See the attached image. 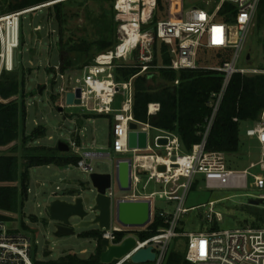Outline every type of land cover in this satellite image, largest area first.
<instances>
[{
  "label": "built area",
  "instance_id": "1",
  "mask_svg": "<svg viewBox=\"0 0 264 264\" xmlns=\"http://www.w3.org/2000/svg\"><path fill=\"white\" fill-rule=\"evenodd\" d=\"M61 1L64 0L56 2ZM260 2L261 0H220L212 11L193 7L185 10L179 18H166L154 22L158 0H115L114 11L117 24L115 45L97 55L93 63L85 67L82 77L69 78L68 74L60 72V67H56L58 76L63 81L60 88L61 101L66 103V93L74 92L77 87H81L80 106L95 115L112 116L113 153L132 160V188L124 192L126 194L123 197L116 198L112 183V186L106 190V195L111 197L112 204L119 200L149 199L152 202V221L157 214L166 224V227L161 228L157 234L140 240L133 233L141 232L145 228L115 225L112 221L110 230L101 231V239H107L112 245H120L127 237L136 239L133 250L122 259L114 260L112 264H136L131 260L132 255L147 247L153 248L156 259L153 262L139 264H164L169 245L178 235V221L181 215L189 210L184 207L187 193L199 178L205 181L209 189H244L249 186L251 175L249 169L259 166L261 173L252 174L254 179L252 184L264 186V111L260 119L246 130L248 136L256 137L262 145L261 159L251 164L250 168L242 171L229 169L224 153L206 149L215 116L233 75L235 73L264 74L262 69L238 68L236 65L248 28ZM226 3L232 4L235 8L234 21L220 16ZM35 9L30 8L0 17L1 69L12 71L15 68L14 60L9 62L5 57L7 30L10 26H17L16 50L19 45L21 16ZM162 45L166 46L171 57L169 65H163L162 62L155 63V52L157 51L160 56ZM204 49L231 51L233 54L232 58L223 62L221 66L204 67L224 74L222 88L213 94L215 100L213 113L205 127L204 137L200 143L193 146L191 152L180 154L179 138L174 133L156 128L160 131V136L170 138L168 146L158 147L156 137L153 145L163 149L164 153L156 152L149 134V130L155 127L136 120L133 115L134 77L129 80H119L117 71L121 68L134 67L140 70L139 75L160 68L176 71L197 69L199 54ZM119 95L125 97V101L122 107L117 109L114 104ZM160 108L159 103H151L148 114L156 115ZM131 122L138 124V130L147 131V149L129 148L128 135ZM72 146L77 147L76 142L73 141ZM142 152L145 154H140ZM147 152L152 153L147 154ZM87 157L90 156H81L77 167L83 172L90 173L92 166L87 162ZM174 157L176 160H173ZM158 164H165L167 172H157ZM146 176L148 179L143 186L144 189L149 182L155 181L156 184L163 185V190L142 193L139 185ZM157 196L168 201H177L175 213L157 212L154 206V199ZM261 199L264 201V195ZM209 204V222L220 219V213L215 212L213 208L215 202L212 201ZM121 235L123 237L119 239ZM186 235L189 239L186 259L191 264H264V226H245L222 231L212 229ZM36 243L32 233L22 232L11 221L0 220V264H35L32 253Z\"/></svg>",
  "mask_w": 264,
  "mask_h": 264
},
{
  "label": "rangeland",
  "instance_id": "2",
  "mask_svg": "<svg viewBox=\"0 0 264 264\" xmlns=\"http://www.w3.org/2000/svg\"><path fill=\"white\" fill-rule=\"evenodd\" d=\"M56 1L43 3L34 7L35 10L21 16L19 45L16 50L20 61L18 65L23 67L25 74L23 95L18 97L20 101H25L27 111L22 135H30L35 128L45 126L46 137L30 145L57 147L59 141H63L70 145L72 153L76 152L75 154L80 156H85L86 153L113 154L112 116L95 115L82 106H68L61 101L60 88L63 81L58 76L56 68L61 66V59L67 55L79 57L77 66L68 73V77H82L85 67L91 65L95 57L105 51L100 50V41L110 38L113 34V5L111 2L96 0H69L62 4L64 22L60 24L57 21L56 9L51 4ZM219 2L220 0H165L163 8H157L154 22L166 18H179L185 10L193 7L212 11ZM261 8L262 5L258 7L248 28L236 64L238 68L264 70V13ZM82 44L88 46H86L87 51L67 54L63 49L67 45ZM0 53H2L1 42ZM232 55L231 51L204 49L199 54V68L221 66L223 62L231 59ZM248 56L249 62H247ZM160 63L161 60L158 61V64ZM157 70H153L154 77L157 78L149 79V83L153 86L161 82ZM124 101L125 97L117 96L114 107L121 108ZM60 108L62 111L59 110ZM246 127V122L241 123L240 150L237 153L225 154L229 169L242 171L261 159V147L247 145ZM149 134L152 145L154 139L161 135L156 128H151ZM73 141L77 144L75 148L72 146ZM15 143L20 145L21 139ZM15 143L0 147V153L8 152L9 147ZM153 147L156 152L164 151L154 145ZM179 152L187 154L183 151L182 145ZM150 153L152 152H147V154ZM87 162L91 164L92 172L111 173L114 177V162L109 157H87ZM249 171L251 173L249 186L244 189H209L201 178L194 182L184 203V207L189 210L182 214L178 221V235L171 241L167 256L172 251L179 253L186 251L189 240L187 233L264 226V219L258 216V212L264 213V201L261 199L264 195V186L252 184L254 182L252 174L261 173V169L258 166L250 168ZM92 172H83L75 164L65 169L56 165L33 167L30 169V189L24 206L18 213L0 211L2 215L8 217L7 221H11L19 230L32 233L37 241L32 253L35 264H54L53 261L67 255L88 259L98 253L100 238L87 235L95 226L88 229H76L75 235L57 234L55 222L51 221L49 214V206L55 199L72 200L69 195H63L61 190H71L70 194L73 197L77 195L93 197L94 194L89 191L83 193L86 185L90 183L89 176ZM147 179V176L143 177L139 185L142 193L163 190V185L156 184L155 181L149 182L144 189ZM113 187L116 198L126 194L120 191L116 182H113ZM212 201L215 202L214 211L220 213V219L209 222V203ZM177 205V201H168L158 196L154 199L157 212L165 211L174 214ZM73 222L77 223L78 220ZM113 223L119 224L115 214ZM133 234L140 240L144 239L141 232Z\"/></svg>",
  "mask_w": 264,
  "mask_h": 264
},
{
  "label": "trees",
  "instance_id": "3",
  "mask_svg": "<svg viewBox=\"0 0 264 264\" xmlns=\"http://www.w3.org/2000/svg\"><path fill=\"white\" fill-rule=\"evenodd\" d=\"M52 0H0V17L37 7ZM69 0L54 3L57 12V21L64 22L62 4ZM111 2L114 9L115 0H96ZM165 0H158V8L162 9ZM264 13V0H261ZM220 16L226 20H235V8L226 3ZM112 32L110 38L100 41V50H107L117 42V24L115 11L113 15ZM264 45V43H263ZM84 46V47H83ZM87 45H67L63 49L67 54L77 51H87ZM88 47V46H87ZM229 52V51H228ZM221 55V54H220ZM161 59L163 65L171 63V57L165 45H162V54L155 52V63ZM79 57L67 55L62 59L60 72L70 73ZM18 59V64H19ZM161 82L156 86L149 83L154 77L153 70L139 74L138 68H121L117 71L118 79L129 80L134 77L133 115L138 121L149 123L155 128L174 133L179 137L183 151L189 153L193 146L202 141L205 127L212 116L213 94L220 91L224 81V74L205 69H173L160 68L157 70ZM23 67L17 65L14 70L1 69L0 58V147H7L21 139V144H13L8 152L0 153V211L18 213L24 206L30 189V169L38 166H68L76 165L81 156L75 153L61 152L58 147L45 145H30L46 137L47 128L39 126L30 135L24 132L27 119L25 101L19 96L24 91ZM157 77H154L156 79ZM178 81V84H176ZM159 103L161 108L156 115L148 114L149 104ZM264 111V74L243 75L235 73L228 85L225 96L215 116L212 130L208 136L206 149L219 151L224 154L237 153L240 150V125L243 122H256ZM237 119V120H235ZM21 153V155H19ZM84 184V183H82ZM71 191L68 192L70 194ZM258 216L264 219V213ZM0 213V220H8ZM166 227L164 219L155 214L153 221L141 231V236L147 239L161 228ZM261 227V226H255ZM98 236V253L88 259L76 255H67L53 261L54 264H102L100 254L103 247L100 245L101 234L87 233ZM123 236L121 235L119 239ZM131 264V263H125ZM164 264H191L186 259V251L179 253L172 251L166 256Z\"/></svg>",
  "mask_w": 264,
  "mask_h": 264
},
{
  "label": "water",
  "instance_id": "4",
  "mask_svg": "<svg viewBox=\"0 0 264 264\" xmlns=\"http://www.w3.org/2000/svg\"><path fill=\"white\" fill-rule=\"evenodd\" d=\"M249 62V56L247 58ZM62 64V59H61ZM18 65L17 50L14 51V66ZM82 96L81 87L75 91L66 93V104L68 106H80ZM62 111V108L59 109ZM128 135V145L130 149L145 150L148 148L147 131L138 130L136 122L130 123ZM170 144L168 136H158L156 146L165 147ZM59 151L69 152L70 145L59 141L57 145ZM109 159L114 162L115 175L111 173H95L89 176L90 183L86 185L84 192H90L93 197L80 195L72 200L57 198L49 206L51 221L55 222L56 233L61 235H75L76 229L96 227L98 231L110 230L115 214L116 221L125 227L146 228L152 222V202L149 199L142 200H119L112 204L110 196L106 195V190L116 182L120 191L128 192L132 188V160L128 157H119L109 154ZM173 160H176L174 157ZM157 172H167L165 164H158ZM73 220H78L74 223ZM100 245L103 251L100 254L102 264H112L116 259H122L129 254L136 246L134 237H127L120 245H112L107 239H101ZM156 254L152 247L140 249L132 255L133 263L153 262Z\"/></svg>",
  "mask_w": 264,
  "mask_h": 264
},
{
  "label": "bare ground",
  "instance_id": "5",
  "mask_svg": "<svg viewBox=\"0 0 264 264\" xmlns=\"http://www.w3.org/2000/svg\"><path fill=\"white\" fill-rule=\"evenodd\" d=\"M7 34V39L5 38V57L6 59H8L9 62H11V60H14V51L16 48L14 47V45L17 41V26H10L7 30Z\"/></svg>",
  "mask_w": 264,
  "mask_h": 264
},
{
  "label": "crops",
  "instance_id": "6",
  "mask_svg": "<svg viewBox=\"0 0 264 264\" xmlns=\"http://www.w3.org/2000/svg\"><path fill=\"white\" fill-rule=\"evenodd\" d=\"M246 124H247V127H246V130L248 129V128H250L251 126H253L254 125V122L253 123H251V122H246ZM178 137V136H177ZM179 138V137H178ZM246 138H247V145H248V147L249 146H251V147H253L254 145H259L260 147H261V149L260 150H262V145H261V143L257 140V138L256 137H250V136H248L247 134H246ZM76 153V152H75ZM110 153H106V154H98V153H86V155H89L91 158H93V157H96V156H106V157H108V155H109ZM114 154V153H113ZM69 166V165H68ZM68 166H63L62 167V169H65L66 167H68ZM76 166H77V164H76ZM59 167H61V166H59ZM77 189H79V187L77 188ZM63 193V195L65 194V195H69V197L71 196V194H66V193H68L69 191H71V190H61ZM65 191V192H64ZM75 197H78V195L77 196H75Z\"/></svg>",
  "mask_w": 264,
  "mask_h": 264
},
{
  "label": "flooded vegetation",
  "instance_id": "7",
  "mask_svg": "<svg viewBox=\"0 0 264 264\" xmlns=\"http://www.w3.org/2000/svg\"><path fill=\"white\" fill-rule=\"evenodd\" d=\"M97 232H100L97 230V226L95 228H92L91 230H89L88 233H97Z\"/></svg>",
  "mask_w": 264,
  "mask_h": 264
}]
</instances>
